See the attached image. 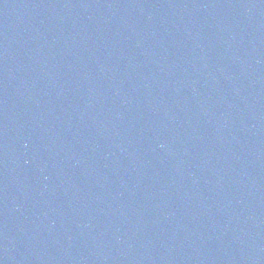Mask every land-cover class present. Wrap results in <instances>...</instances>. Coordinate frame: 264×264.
<instances>
[{"label": "water", "instance_id": "1", "mask_svg": "<svg viewBox=\"0 0 264 264\" xmlns=\"http://www.w3.org/2000/svg\"><path fill=\"white\" fill-rule=\"evenodd\" d=\"M0 264H264V0H0Z\"/></svg>", "mask_w": 264, "mask_h": 264}]
</instances>
